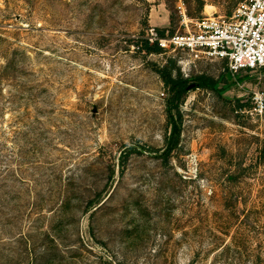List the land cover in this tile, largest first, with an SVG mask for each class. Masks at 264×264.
Returning <instances> with one entry per match:
<instances>
[{
  "label": "rangeland",
  "instance_id": "obj_1",
  "mask_svg": "<svg viewBox=\"0 0 264 264\" xmlns=\"http://www.w3.org/2000/svg\"><path fill=\"white\" fill-rule=\"evenodd\" d=\"M242 1L0 0V264H264V69L143 48Z\"/></svg>",
  "mask_w": 264,
  "mask_h": 264
},
{
  "label": "built area",
  "instance_id": "obj_2",
  "mask_svg": "<svg viewBox=\"0 0 264 264\" xmlns=\"http://www.w3.org/2000/svg\"><path fill=\"white\" fill-rule=\"evenodd\" d=\"M188 26V23L185 22ZM151 42L164 50L184 51L198 58L225 60L229 72L264 69V0H244L230 18L204 16L192 29L160 36L150 29ZM239 86H243L237 81ZM257 109L264 110V91L254 92Z\"/></svg>",
  "mask_w": 264,
  "mask_h": 264
},
{
  "label": "trees",
  "instance_id": "obj_3",
  "mask_svg": "<svg viewBox=\"0 0 264 264\" xmlns=\"http://www.w3.org/2000/svg\"><path fill=\"white\" fill-rule=\"evenodd\" d=\"M202 6V5H201ZM173 20V19H171ZM160 36L166 35L165 29L156 28ZM174 32H171V34ZM144 45L143 48L148 52H163V47L160 46L157 42L151 43L149 39L143 41ZM173 61H171L172 63ZM158 73L161 75L167 89H168V99L167 104L169 107V122L171 124V135L168 139V143L165 149L161 152V156L164 160H168L169 156L171 155L172 151L177 146L178 136L180 134V127L176 118L174 117V111L179 109L180 104L184 101L186 95L190 90L191 84H194L197 87L202 88H210L213 90H217L219 92L225 91L228 89L229 85L226 82L223 87H220V79H215L214 77L201 74L194 77H184L183 73L178 71L174 74L171 65L168 64L165 67L158 68ZM131 147L129 148V151ZM160 149H156L155 151H159ZM128 151L123 153L121 156L120 168L121 171L124 172L126 167V161L128 159ZM94 201H91L93 203Z\"/></svg>",
  "mask_w": 264,
  "mask_h": 264
},
{
  "label": "water",
  "instance_id": "obj_4",
  "mask_svg": "<svg viewBox=\"0 0 264 264\" xmlns=\"http://www.w3.org/2000/svg\"><path fill=\"white\" fill-rule=\"evenodd\" d=\"M94 111H97V109H94Z\"/></svg>",
  "mask_w": 264,
  "mask_h": 264
}]
</instances>
